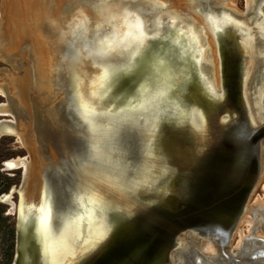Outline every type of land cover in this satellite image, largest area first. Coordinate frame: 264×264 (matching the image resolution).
I'll return each mask as SVG.
<instances>
[{"label": "water", "instance_id": "1", "mask_svg": "<svg viewBox=\"0 0 264 264\" xmlns=\"http://www.w3.org/2000/svg\"><path fill=\"white\" fill-rule=\"evenodd\" d=\"M98 5L97 23L76 11L62 33L64 139L53 132L40 163L29 151L0 197L19 196L10 264H184L206 242L228 258L264 173V69L250 99L234 50H219L217 83L203 74L190 21Z\"/></svg>", "mask_w": 264, "mask_h": 264}, {"label": "rangeland", "instance_id": "2", "mask_svg": "<svg viewBox=\"0 0 264 264\" xmlns=\"http://www.w3.org/2000/svg\"><path fill=\"white\" fill-rule=\"evenodd\" d=\"M106 1L117 0H0V105H6L5 99H7L8 103L23 110L22 116L14 112V120L22 126L16 140L23 142V146L29 147L39 163L43 161L42 155L45 148L48 147L50 152L54 150L52 148L56 139L53 137V132L64 139L67 130V123L60 117L56 101L58 98L56 85H58L57 81L60 79L59 73H61L62 67L59 63L60 60L57 62L55 58L56 44L53 41L64 43L62 33L67 30L66 24L71 21L76 11L86 19L88 28L91 27V24L97 23L99 20L98 4ZM129 1L133 7L136 5L135 3L139 2V0ZM161 1L164 2V5L158 6L160 11L171 12L172 10L167 5L169 0ZM247 1L245 0V4L243 0H233L232 5L242 14L245 12V7L247 10L255 2V0ZM182 2L186 6L192 5V2L188 0L185 2L182 0ZM95 4L97 5L95 6ZM177 5H179V1ZM200 27L201 25L197 28L198 31H201ZM202 44H204L203 40ZM207 45L204 60L210 62L211 65L202 66L203 71L206 72L207 68H214L217 65L213 41L208 40ZM261 63H264V57L255 63L252 70L254 73H262ZM252 71L248 86L254 89L259 77L253 79ZM217 74L215 70L214 77L216 79ZM251 81L253 85H251ZM1 88L4 92L1 91ZM25 116L28 121L27 128L23 122ZM11 139L9 137L0 138V173L14 181L17 180V185H19L16 189H18L25 181V173L30 168L31 160L26 163V167L23 166V169L20 170L4 167L5 160L12 158V156L6 158V155L11 153L9 149L16 146L8 144L12 142ZM263 188L264 173L250 199L251 209L255 202L263 201ZM14 193L11 194L10 204L2 203L5 214L9 217L13 227L15 223L13 205L17 204L13 199ZM249 229L250 227L241 222L231 246H234L238 234L247 235ZM0 264H2L1 253Z\"/></svg>", "mask_w": 264, "mask_h": 264}, {"label": "flooded vegetation", "instance_id": "3", "mask_svg": "<svg viewBox=\"0 0 264 264\" xmlns=\"http://www.w3.org/2000/svg\"><path fill=\"white\" fill-rule=\"evenodd\" d=\"M140 1L146 7L153 4L160 7L164 5L161 0ZM177 1L169 0L167 5L172 11H163V13H174L184 21L203 26L200 29L202 32L200 37L204 41V44H202L204 55L207 52L205 48L208 46V40H212L215 57L217 58L216 67L207 68L212 73V78L215 70L218 73L219 50L222 58L233 53L234 50L238 55L240 68L250 72L253 70L255 63L264 57V0H255L247 10L245 7V12H242L243 15L233 7V0H188L192 2V5L189 4V6H186L182 0H179V5H177ZM183 1L185 2V0ZM243 1L245 2V0ZM204 64L205 66L211 65L210 62L205 60ZM261 68L264 69V63H261ZM204 72L206 73V71ZM1 91L4 92L2 88ZM5 100L7 104L0 105L2 106L0 107V138H12V142L8 144L10 146L15 144L16 146L9 149L11 153L6 155V158L10 156L12 158H7L4 163H14L15 168L13 170H20L23 169V166L26 167V163L30 161L29 147L23 146V142L16 140L22 126L14 120V112L22 116L23 110L8 103L7 99ZM23 122L25 128H27L26 116L23 118ZM18 185L12 186L7 193L0 195V197L8 194ZM18 197V194L14 193L13 199L16 202H18ZM14 209L16 210V204H14ZM249 213L255 212L251 209ZM249 227L248 234L241 235V240H238L237 236L234 246H231L228 252V258L215 253L217 258L215 261H211L207 257H201L197 250H188V256L185 255L187 264H264V257H257V255L259 256L264 252V214L256 213V218Z\"/></svg>", "mask_w": 264, "mask_h": 264}, {"label": "bare ground", "instance_id": "4", "mask_svg": "<svg viewBox=\"0 0 264 264\" xmlns=\"http://www.w3.org/2000/svg\"><path fill=\"white\" fill-rule=\"evenodd\" d=\"M177 1V0H176ZM179 1V0H178ZM177 1V2H178ZM247 1V0H246ZM248 2V1H247ZM136 5H135V8H136V10L135 11H137V13H140L143 9H146V6L145 5H143L144 3H142L141 1L140 2H138V3H135ZM191 13V12H190ZM142 14V13H141ZM147 15H149L148 17L150 18V20H149V18L147 17V19H146V16ZM192 15V14H191ZM142 16H143V18L144 19H146L147 21L145 22L144 21V25H148L147 26V28L148 29H150L151 27H152V25H153V21H154V17H155V12H149V13H147V14H142ZM171 23H172V26H177V25H175L174 24V22L173 21H171ZM240 23V22H239ZM199 27V25H194V27L192 28L193 30V34H194V36L196 35V38H197V40H198V45L200 46V48L202 49V40H203V38L202 37H200L201 35H202V32L201 31H198V28ZM201 27H203V26H201ZM200 27V28H201ZM218 28V27H217ZM207 30V29H206ZM139 31H140V29H139ZM208 31V30H207ZM199 35V36H198ZM216 35V34H215ZM219 38V37H218ZM53 43L54 44H56V54H55V58H56V60H57V62H59V60H60V58H61V56L63 55V52H62V41H53ZM64 49V48H63ZM206 49V48H205ZM218 51V50H217ZM195 59V58H194ZM195 61H197V59H195ZM204 61V60H203ZM60 63V62H59ZM205 64L204 63H202V66H204ZM201 66V67H202ZM202 72H203V74L207 77V78H209V79H212V80H214L215 81V83H217V81H218V74H217V79H216V77H214V74H213V78H212V73L211 72H209V71H207L206 73L203 71V69H202ZM252 75H253V79H255V77H259V78H261L262 77V73L261 72H256V73H254V71H252ZM251 83V85H253V82L251 81L250 82ZM253 87V86H252ZM252 91H251V87H249L248 86V92H247V95H248V98H253L252 97ZM7 164V167L8 168H13V167H15V164L14 163H6ZM22 164V163H21ZM21 166V165H20ZM263 190H264V188H263ZM21 194L23 195L24 194V192L22 191L21 192ZM12 205V204H11ZM250 210H251V207H250ZM255 213H246L244 216H243V218H242V220H241V222L242 223H244L245 225H247L248 227L251 225V223L255 220V218H256V213H258V214H264V199H263V201L262 202H256L254 205H253V209H252ZM42 219V218H41ZM44 222H43V227H41V229H42V232H43V234L44 235H47V228H46V225H47V218H45V219H42ZM240 222V223H241ZM240 233V232H239ZM239 236H238V240H241V233L240 234H238ZM186 245V244H185ZM191 246L189 245V249H193V250H195L194 248H190ZM186 248H187V246H186ZM196 248V247H195ZM197 249H198V252L200 253V255H204V257L206 256L207 258H208V260H211V261H215V259L217 258L216 257V255H215V249H214V247L211 245V244H209V243H201V244H199V246L197 247ZM189 251H191V250H189ZM201 256V257H202ZM182 262L184 263V264H187V260L186 259H184V258H182Z\"/></svg>", "mask_w": 264, "mask_h": 264}, {"label": "trees", "instance_id": "5", "mask_svg": "<svg viewBox=\"0 0 264 264\" xmlns=\"http://www.w3.org/2000/svg\"><path fill=\"white\" fill-rule=\"evenodd\" d=\"M17 183V180L14 181L0 173V195L7 193ZM0 244L2 264H10L14 253V227L10 223L9 217L5 214V208L2 203H0Z\"/></svg>", "mask_w": 264, "mask_h": 264}]
</instances>
